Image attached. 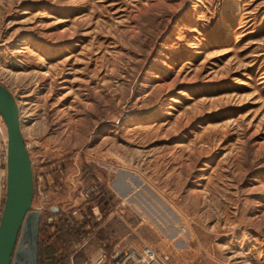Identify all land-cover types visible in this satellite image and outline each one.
<instances>
[{
	"label": "rangeland",
	"instance_id": "1",
	"mask_svg": "<svg viewBox=\"0 0 264 264\" xmlns=\"http://www.w3.org/2000/svg\"><path fill=\"white\" fill-rule=\"evenodd\" d=\"M0 84L39 264H264V0H0Z\"/></svg>",
	"mask_w": 264,
	"mask_h": 264
},
{
	"label": "water",
	"instance_id": "2",
	"mask_svg": "<svg viewBox=\"0 0 264 264\" xmlns=\"http://www.w3.org/2000/svg\"><path fill=\"white\" fill-rule=\"evenodd\" d=\"M0 116L8 136L6 198L0 219V264H39L41 213L33 210L34 171L18 103L0 84ZM58 212L57 208H53Z\"/></svg>",
	"mask_w": 264,
	"mask_h": 264
},
{
	"label": "built area",
	"instance_id": "3",
	"mask_svg": "<svg viewBox=\"0 0 264 264\" xmlns=\"http://www.w3.org/2000/svg\"><path fill=\"white\" fill-rule=\"evenodd\" d=\"M27 146V145H26ZM8 138L6 128L0 124V219L6 198V154ZM71 264H74L73 262ZM81 264H166L149 245L142 248L128 245H116L113 248L100 249L90 260Z\"/></svg>",
	"mask_w": 264,
	"mask_h": 264
},
{
	"label": "bare ground",
	"instance_id": "4",
	"mask_svg": "<svg viewBox=\"0 0 264 264\" xmlns=\"http://www.w3.org/2000/svg\"><path fill=\"white\" fill-rule=\"evenodd\" d=\"M4 74V73H3ZM2 75V74H1ZM5 76H7V75H5ZM4 76V77H5ZM6 78H8V77H6ZM10 79H11V76L9 77ZM9 80V79H8ZM20 110V109H19ZM6 128V127H5ZM23 131V130H22ZM6 133H7V131H6ZM7 138H8V136H7ZM6 163H7V154H6ZM7 168V167H6ZM6 180H7V178H6Z\"/></svg>",
	"mask_w": 264,
	"mask_h": 264
}]
</instances>
